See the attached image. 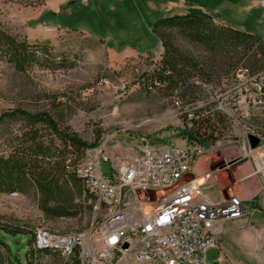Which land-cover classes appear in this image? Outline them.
I'll return each mask as SVG.
<instances>
[{"label": "rangeland", "instance_id": "1", "mask_svg": "<svg viewBox=\"0 0 264 264\" xmlns=\"http://www.w3.org/2000/svg\"><path fill=\"white\" fill-rule=\"evenodd\" d=\"M258 1L0 0V31L39 47L36 60L20 64L0 43V156H8L24 133L42 128L22 115H10L15 109L49 113L90 143L100 133L99 146L107 142L106 153L113 159L134 155L136 145L144 143H182L194 115L220 118L218 138L202 147L196 174L210 172L208 191L217 196L221 187L236 193L248 214L246 222L221 224L216 232L219 249L208 250V261L213 263L221 252L220 264H264V170L257 171L255 151L243 156L248 127L264 129V105L247 106L249 99L235 75L242 62L226 66L222 49L175 33L180 50L207 70L215 66L210 82L191 79L186 88L168 92L149 80L162 53L158 39L143 32L158 18L201 5L216 10L225 24L264 36V7ZM127 48L137 54L123 55ZM235 86V94L229 93ZM255 92L249 91L256 98ZM216 93L222 95L213 102ZM177 99L182 100L180 108ZM260 135L264 137V131ZM101 170L105 177L113 174L109 161L102 160ZM252 180L254 193L263 190L261 202L249 194L247 181ZM67 189L73 210L61 216L44 209L35 185L24 192L0 191V236L8 247L0 244V264H61L58 253L34 251V231L84 232L102 214L83 182L70 183Z\"/></svg>", "mask_w": 264, "mask_h": 264}, {"label": "built area", "instance_id": "2", "mask_svg": "<svg viewBox=\"0 0 264 264\" xmlns=\"http://www.w3.org/2000/svg\"><path fill=\"white\" fill-rule=\"evenodd\" d=\"M264 7V0H260ZM236 80L244 88L247 106L264 105V69L251 74L239 67ZM155 87L160 82L154 81ZM256 90V98L249 93ZM236 86L229 90L235 94ZM249 93V94H248ZM216 93V101L221 96ZM244 99V101H246ZM175 104L182 107V100ZM210 112V111H207ZM189 126V124H188ZM264 131L250 125L243 139L244 157L260 149L255 161L264 169ZM260 138L252 148L249 135ZM137 147V148H136ZM134 155L113 159L106 153L107 142L88 148L74 167L76 175L96 198L102 212L99 220L79 233L51 236L49 230L34 231V251L58 253L61 264H220L223 256L209 263L207 252L218 248L215 229L223 221L241 220L247 215L244 200L237 194L219 195L208 191L210 172L196 174L195 163L202 145L186 135L182 143L136 145ZM102 160L109 161L112 176L105 177ZM255 171L254 173H257ZM204 178L203 183L198 177ZM147 243V250H140ZM76 257V261H74Z\"/></svg>", "mask_w": 264, "mask_h": 264}, {"label": "trees", "instance_id": "3", "mask_svg": "<svg viewBox=\"0 0 264 264\" xmlns=\"http://www.w3.org/2000/svg\"><path fill=\"white\" fill-rule=\"evenodd\" d=\"M56 14L52 12L53 16ZM150 26L163 46L158 68L149 78L152 82H160L157 88L178 92L187 87V80L210 82L212 79L215 64H210V69L207 70L206 65L185 54L175 43V33L214 49H222L225 59L229 61L226 66L235 67L242 62L240 67L248 68L253 75L264 69L262 37L258 33L243 31L223 23L217 13L208 9L190 7L186 13L158 18ZM0 43L17 63L37 59L38 46H30L3 31H0ZM194 86L195 81H192L191 87ZM10 115H22L33 125L41 123L42 128L24 133L20 143L8 156H0V191L24 192L29 185H35L42 193L46 211L57 216L70 215L73 198L67 187L70 183H82L74 167L88 148L98 146L100 133L90 143L69 125L60 124L49 113H30L15 109ZM221 122L220 118L213 119L210 114L194 115L184 134L191 141L204 146L217 140L216 133ZM31 241L30 238L29 243ZM0 244L7 247L1 236ZM76 260L75 257L74 261L77 262Z\"/></svg>", "mask_w": 264, "mask_h": 264}, {"label": "crops", "instance_id": "4", "mask_svg": "<svg viewBox=\"0 0 264 264\" xmlns=\"http://www.w3.org/2000/svg\"><path fill=\"white\" fill-rule=\"evenodd\" d=\"M258 2H260V0L258 1ZM196 5H192V7H195ZM197 7H202L201 5H197ZM190 8V7H189ZM188 8V9H189ZM203 8V7H202ZM187 9V10H188ZM204 9H207V8H204ZM186 10V11H187ZM208 10H210V11H212V12H214V13H217L218 14V12H216V10H213V9H208ZM185 11V12H186ZM151 23L148 25V30H144L143 32H145V34L147 33V34H152V35H154L155 36V34L152 32V28H151ZM231 26V25H230ZM233 27V26H232ZM233 28H237V27H233ZM237 29H240V30H243V31H248V32H255V33H258V32H256V31H254V30H246V29H243V28H237ZM259 34V33H258ZM260 35V34H259ZM261 36V35H260ZM156 37V36H155ZM262 37V39H263V41H264V36H261ZM157 38V37H156ZM158 39V38H157ZM158 41H159V48H157L159 51H160V54L163 52V46H162V43H161V41L158 39ZM138 53H140V52H138ZM126 54H137L136 52H133V51H131V49L130 48H127V50L125 51V53H123V55H126ZM264 170V169H263ZM253 174H255V173H253ZM252 174V175H253ZM251 180V179H250ZM247 185H248V188L251 190V192L249 193V194H251L250 196L252 197H255V198H259V201L261 202V195H262V193H263V190L261 191V192H259V193H254L255 192V190H256V181L255 180H252V181H247ZM210 192V191H209ZM224 192V191H223ZM225 193V192H224ZM210 194L211 195H213L211 192H210ZM219 194H220V192H219ZM236 194V193H235ZM250 197V198H251ZM252 197V198H253ZM245 202V201H244ZM247 214H248V210H247ZM247 218V215L243 218V219H241V220H226V221H229V222H246V219ZM223 222H225V221H223ZM223 222H221L217 227H216V229H215V233L217 232V230L220 228V226H221V224L223 223ZM243 224H245V223H243ZM226 229V228H225ZM224 229V230H225Z\"/></svg>", "mask_w": 264, "mask_h": 264}, {"label": "bare ground", "instance_id": "5", "mask_svg": "<svg viewBox=\"0 0 264 264\" xmlns=\"http://www.w3.org/2000/svg\"><path fill=\"white\" fill-rule=\"evenodd\" d=\"M257 154H259V151H256ZM263 170V167H261V165L259 164V168L258 171ZM204 181V180H203ZM203 181H201V176L198 177V182L199 183H203ZM51 236H61V233H55V232H49ZM140 250H147V243H140Z\"/></svg>", "mask_w": 264, "mask_h": 264}, {"label": "water", "instance_id": "6", "mask_svg": "<svg viewBox=\"0 0 264 264\" xmlns=\"http://www.w3.org/2000/svg\"><path fill=\"white\" fill-rule=\"evenodd\" d=\"M249 141L252 148H256L260 142V138L255 135H249Z\"/></svg>", "mask_w": 264, "mask_h": 264}]
</instances>
